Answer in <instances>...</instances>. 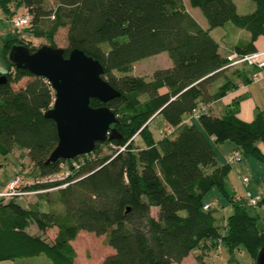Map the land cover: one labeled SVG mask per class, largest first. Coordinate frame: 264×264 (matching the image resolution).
I'll use <instances>...</instances> for the list:
<instances>
[{"label":"trees","instance_id":"trees-1","mask_svg":"<svg viewBox=\"0 0 264 264\" xmlns=\"http://www.w3.org/2000/svg\"><path fill=\"white\" fill-rule=\"evenodd\" d=\"M253 1L252 11L240 13L235 0H55L50 13L46 0H0L11 19L28 13L33 35L51 45L58 46L54 34L66 26L64 55L80 48L97 58L104 67L102 76L120 91L106 102L90 99L91 105L105 104L117 114L111 138L97 141L90 152L45 162L58 141L55 121L43 114L52 105L54 90L45 77L14 67L7 57L13 43H24L30 50L38 45L20 38L5 40L8 68L0 71L6 75L0 83V151L25 148L35 167L26 176L64 170L69 175L31 186L58 188L53 197L48 190L37 193L49 202L47 210L37 201L23 204L21 196L0 195V260L43 253L47 264H72L76 250L71 240L85 230L103 235L104 243L114 249L103 264H171L201 243L211 248L217 239L230 253L243 245L255 263L264 244V215L249 208H264L253 207L245 193L259 195L260 203L264 193L253 192L249 183L242 194L229 191L225 179L234 162H218L213 144L229 140L241 159L251 155L264 162V110L245 121L236 115L238 99L220 115L207 107L239 82L254 80L257 68L245 62L227 72L229 53L258 50L255 40L264 34V0ZM188 5L201 10L207 27ZM49 14L51 22L43 27L40 22ZM228 22L248 33L229 52L221 47L225 41L220 43L210 32ZM162 51L170 58L169 66L154 69L149 79L133 73L134 62ZM247 66L255 70L250 73ZM23 78V85L15 88L13 83ZM193 108L203 109L195 117ZM152 124L161 125L158 137ZM161 127L173 130L165 134ZM103 143L115 149L100 155ZM212 188H218L232 207L223 230L213 202L204 198ZM207 202L212 205L204 208ZM34 223L38 232L28 230ZM53 227L50 240L45 232ZM196 260L211 264L202 252Z\"/></svg>","mask_w":264,"mask_h":264},{"label":"rangeland","instance_id":"rangeland-1","mask_svg":"<svg viewBox=\"0 0 264 264\" xmlns=\"http://www.w3.org/2000/svg\"><path fill=\"white\" fill-rule=\"evenodd\" d=\"M235 3L237 5V11L240 13L250 12L255 7V3L253 0H235ZM45 5L47 9H50V13H51L56 6V2L55 0H46ZM20 9L23 10V7H21ZM192 13L204 25H207V21L198 7H192ZM51 19L52 17L49 14L45 16L44 18H42L40 24L43 27H47V25L51 22ZM237 29H242L244 33H247V30L245 28L237 27L233 23L228 22L224 26L216 27L214 29L213 34L215 38L220 40V43L223 41L231 42L234 36V33H235L234 31ZM66 32H67V27L61 26L57 29L56 33L54 34V39L58 46H61V47L66 46L67 44ZM220 32L221 34H219ZM222 34H224L223 38H222ZM11 38H20L24 41H31L32 44L38 45V46L43 43H47V39L43 36L38 37V38L34 37L32 33L31 24H25L22 26L14 25L11 21V18L8 17L5 11L0 7V71L1 72L6 71L8 68L7 57L4 53V42L5 40L11 39ZM170 64H171V61L167 53L165 51H162L159 54L147 56L135 62L133 65V73L142 75L145 78L149 79L154 69L166 67L167 65H170ZM242 65H245V63H237V64H233L232 66L230 65L227 69V72L228 73L231 72L235 66L240 67ZM24 81H25V78L21 79L18 82L13 83V86L16 88L20 85H23ZM152 126H153L154 135L158 137L159 136L158 128L161 125L152 124ZM136 141L140 145L142 144L139 138H137ZM226 142L231 143L229 140H226V141L213 144L214 149H216L215 151H216L217 159L221 163L222 161L223 162L226 161L225 154L227 153V151L225 152L223 150V148H225L226 150V147H227L225 145ZM114 149H115L114 144L103 143L100 146L99 152H101L100 155L107 154V153H111ZM223 152H225L224 158L221 161V158L223 157L222 156ZM31 170H33V167L29 166L28 171L31 172ZM36 172L37 170L34 173L36 174ZM243 175H248L250 177L249 188L253 192H258L261 194L264 193V162L255 159L251 155L243 156L241 160L235 161L231 165L228 175L226 176V179H225L226 188L231 191L234 187L237 193L242 194L246 188V186H244L241 183V177ZM57 189L58 188H52L48 190V193H49L48 197H53L52 193L56 192ZM31 196L32 197L37 196V193L23 195L21 197H18V199L21 200L23 204H25L29 201L28 198H30ZM204 198L207 201L213 202V207H214L213 212L217 219V225L219 226L221 230H223V226H224L225 219H226V214H229L232 210V207L224 210V206L228 204V200L226 196L218 188H212L210 191H208L205 194ZM50 202L51 204L53 203L52 199ZM48 203L49 202L46 201V204L49 206ZM249 211L251 213H256L258 209L250 207ZM262 212L264 213V210ZM152 214H156V213L153 211ZM33 227L37 229V226L35 223L33 224ZM54 229L55 227L51 229H47L45 232V236L49 238L50 240L51 238H53ZM30 230H32V228ZM87 234H89V237L80 238L81 236H84ZM78 237L79 238L77 239V242L80 243L81 247H78L77 243L75 244L76 250L78 251V256L76 257L73 264H103V256L104 254L107 253V250H108L107 245L103 241V238H104L103 235H97L93 232L90 233L89 231H81ZM201 252L204 254V259L211 264H255L253 257L243 245L234 247L232 253H230L225 248L221 239H217L216 244L212 246L211 248L204 249L201 243V246H197L196 248L192 250V253L198 254ZM193 257L196 259V254L190 257L192 261H193ZM23 260L29 264L30 263L31 264H47L48 262V259L45 256V254L40 253L39 255L26 257V258L0 260V264H20L24 262ZM187 262L189 261H186L185 263H182L181 261L176 262V263L173 262V264H187Z\"/></svg>","mask_w":264,"mask_h":264},{"label":"water","instance_id":"water-1","mask_svg":"<svg viewBox=\"0 0 264 264\" xmlns=\"http://www.w3.org/2000/svg\"><path fill=\"white\" fill-rule=\"evenodd\" d=\"M14 67H24L47 79L54 90L52 105L44 116L55 121L58 141L45 162L73 158L90 152L97 141L114 135L112 126L117 114L109 106L90 104L91 97L106 102L120 95L103 76V64L80 48L64 55V48L43 43L34 50L24 43H13L7 53ZM6 75L0 74V83ZM255 264H264V244L259 248Z\"/></svg>","mask_w":264,"mask_h":264},{"label":"crops","instance_id":"crops-1","mask_svg":"<svg viewBox=\"0 0 264 264\" xmlns=\"http://www.w3.org/2000/svg\"><path fill=\"white\" fill-rule=\"evenodd\" d=\"M188 9L191 12V14L194 16V14L192 13V7H190L188 5ZM196 19L198 20V22H200V24L203 27H207V25H204L198 18H196ZM214 29L215 28L210 30V32L213 36H214V34H213ZM234 32L235 33H234V36L232 38L233 40H231V42L230 41H229V43L223 42L222 43L223 45L221 44V47L226 49L227 52H229L230 50L233 49L232 45L236 41H238L239 38H241V39L248 38V33H244L242 31V29H237ZM219 34H221V32ZM34 37L38 38L37 36H34ZM222 37H223V34H222ZM255 47L258 50L264 49V34H260L256 38ZM222 48H220V49L222 50ZM167 66H169V65H167ZM246 68L250 73L255 70V68L251 67V66H247ZM161 90L163 91L164 88H161ZM234 99H238V101H239L238 102V109L236 111V115L240 119L245 120V121L252 120L255 113L258 110H264V76L259 77V78L254 79V80H251L248 83L239 82V85L236 88H234L230 91H227L220 98L215 99V100L207 103V107L211 113L216 114V115H220L221 113H223L225 106L227 104L231 103ZM261 144L262 143H260L259 145L261 146ZM225 145L227 146L226 150H225V148H223V150L225 152L227 151V153L234 149V145L232 143L226 142ZM225 152H223V155H222L223 157L221 158V161L224 158ZM29 166H32L33 169L35 168L33 163L30 161V159L27 155V150L25 148L13 147L11 150H9L5 153H2L0 151V192L5 188V185L8 182V180L13 178L15 175L30 174L28 171ZM231 191H233L236 195L239 194V193H237V191L235 190L234 187ZM28 200L30 203L37 201L42 210H47L49 208V206L46 204V200L39 195L33 196V197L31 196L30 198H28ZM230 207L231 206L228 203L227 205L224 206V210H226ZM151 210H152V212L154 211L156 213L157 207L152 206ZM262 211H263V209H258L257 212H259L261 214V216H263L264 213ZM31 228H32V230H30ZM28 230L31 232H38V229L33 227V224H30V226H28ZM81 231H85V230H80L78 232L77 236L73 240H71V243L73 244L75 250H76V245H75L76 243L78 244V247H81L80 243L77 242V239L79 238L78 237L79 233ZM55 232H56V230L53 231V236H54ZM89 232L91 233V231H89ZM83 237L84 238L89 237V234L81 236L80 238H83ZM107 247H108L107 253H111L114 251V249L111 246L107 245ZM106 254H104V256ZM195 254L197 255V253H192V250H191L188 253V255H186L181 260V262L185 263L186 261H189V262H187V264H198V262L196 261V259L194 257H193V261L190 259V257L194 256ZM77 256H78V251L76 250V257ZM104 256H103V258H104ZM76 257H75V259H76ZM174 263H176V262H174ZM172 264H173V262H172Z\"/></svg>","mask_w":264,"mask_h":264},{"label":"built area","instance_id":"built-area-1","mask_svg":"<svg viewBox=\"0 0 264 264\" xmlns=\"http://www.w3.org/2000/svg\"><path fill=\"white\" fill-rule=\"evenodd\" d=\"M12 23L16 26H22L25 24H28L30 21L29 14H16L11 19ZM228 59L230 62L228 65H233L237 63H243L245 62L247 65H253L256 66V71L252 74L253 79H257L259 77L264 76V49H259L253 52L249 53H237L232 52L228 56ZM203 108H193L192 109V115L197 117L201 113V110ZM171 127H161L160 131L167 134L172 132ZM241 159V153L239 150L234 149L226 154V160L230 163H233L235 161H238ZM64 173V174H63ZM63 173L58 174H49L45 177H30L26 175H16L13 178H11L7 184L5 185V188L0 192L1 196L4 197H13V196H23L28 194H34L42 191H46L52 188H41V187H31L32 185L47 181H53L57 180L59 178H62L64 176L69 175L67 170H64ZM241 183L247 187L249 183V176L243 175L241 177ZM245 197L247 198V202L250 203L253 207H262L264 208V202H259L260 196L259 195H252L248 190H246ZM212 205V202H207L203 205L204 208H209Z\"/></svg>","mask_w":264,"mask_h":264}]
</instances>
